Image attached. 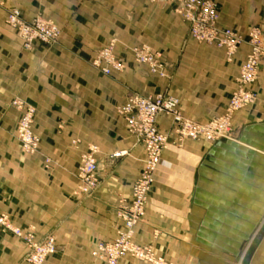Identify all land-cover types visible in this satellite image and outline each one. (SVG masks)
Returning <instances> with one entry per match:
<instances>
[{"label":"crops","instance_id":"0c3cea01","mask_svg":"<svg viewBox=\"0 0 264 264\" xmlns=\"http://www.w3.org/2000/svg\"><path fill=\"white\" fill-rule=\"evenodd\" d=\"M210 1L219 28L244 41L251 28L264 34V0ZM14 8L26 22L54 25L57 42L24 48L5 24ZM173 8L148 0L0 5V215L32 230L36 241L53 237L55 250L44 264H104L92 248L115 237L117 208L129 200L144 160L116 112L127 96L173 97L181 115L199 123L224 112L249 48L244 42L226 61L222 49L189 37ZM111 41L124 68L105 76L91 62ZM141 46L156 54L166 77L134 62L131 49ZM249 89L253 102L233 115L228 137L177 145L172 136L161 153L133 242L151 246L165 264H264V60ZM15 100L35 111L32 130L40 143L33 155L23 154L15 137ZM156 125L170 133L171 119L161 114ZM90 147L98 184L84 196L76 170ZM25 254L24 244L0 226V264H26ZM118 264L148 263L126 256Z\"/></svg>","mask_w":264,"mask_h":264},{"label":"built area","instance_id":"2783aa9c","mask_svg":"<svg viewBox=\"0 0 264 264\" xmlns=\"http://www.w3.org/2000/svg\"><path fill=\"white\" fill-rule=\"evenodd\" d=\"M8 0H0L3 5ZM151 3H168L174 5L173 11L188 25V35L198 44H206L222 49L226 61L230 62L243 40L235 32L218 27L219 14L214 2L210 0H148ZM5 24L13 29L28 48L32 42L38 41L46 45L55 44L60 31L51 23L40 18L31 22L22 19L17 9L7 13ZM248 54L241 64L235 89L228 99L223 114L204 123L190 120L181 115L178 110V100L164 94L143 97L138 94L127 96L124 103L116 108L117 114L125 122L128 132L133 135L144 150V160L138 178L131 186L129 200L122 201L117 208V218L121 225L115 232V237L107 243H97L93 246L91 255L104 264H118L123 257L148 264H165L157 257L151 246H140L133 242L135 226L143 219L148 193L150 192L160 156L175 136L177 145L184 139L192 141L215 142L228 137L231 130L233 115L249 106L254 99L250 86L257 78L260 61L264 58V35L258 28H252L248 33ZM114 41L100 50L91 65L98 72L109 76L112 72H121L124 64L113 54ZM134 62L147 67L151 74L166 77L165 66L156 59V54L145 46L131 49ZM14 105L20 110V117L15 128V137L20 151L25 155H33L38 151L40 140L32 130L34 109L15 100ZM171 119L170 133L158 130L156 120L159 115ZM96 148L90 147L81 155L76 170L78 180L77 191L80 195H89L98 184ZM120 153L113 156H120ZM0 226L20 240L25 248L26 264H44L45 260L55 250L52 236H46L36 241L33 231L15 227L6 216L0 215Z\"/></svg>","mask_w":264,"mask_h":264},{"label":"rangeland","instance_id":"374dc122","mask_svg":"<svg viewBox=\"0 0 264 264\" xmlns=\"http://www.w3.org/2000/svg\"><path fill=\"white\" fill-rule=\"evenodd\" d=\"M214 4H215V3H214ZM215 5H216V4H215ZM216 7H217V5H216ZM217 11H218V10H217ZM251 29H252V28H251ZM251 29H250V30H251ZM258 29H259V28H258ZM250 30H249V31H250ZM259 30L262 32L261 29H259ZM233 32H234V31H233ZM248 33H249V32H248ZM236 34H237V33H236ZM262 34H263V32H262ZM237 35H238V34H237ZM263 35H264V34H263ZM238 36H239V35H238ZM189 37H190V36H189ZM241 39H242V37H241ZM242 40H243V39H242ZM247 40H248V34H247V36H246V41L243 40L242 44H243L244 42L247 44ZM242 44H241V45H242ZM247 46H248V44H247ZM239 47H240V46H239ZM248 48H249V47H248ZM237 50H238V49H237ZM236 52H237V51H236ZM234 55H235V54H234ZM262 60H264V58H263ZM262 60H261V61H262ZM261 61H260V62H261ZM243 62H244V61H243ZM243 62H242V63H243ZM240 66H241V65H240ZM239 69H240V67H239ZM258 71H259V68H258ZM224 110H225V109H224ZM222 114H223V113H222ZM211 119H212V118H211ZM217 141H218V140H217Z\"/></svg>","mask_w":264,"mask_h":264}]
</instances>
